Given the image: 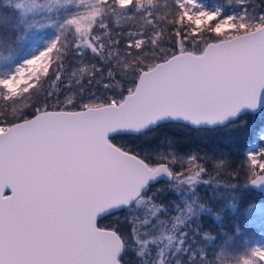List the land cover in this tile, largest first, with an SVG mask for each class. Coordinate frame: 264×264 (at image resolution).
<instances>
[{"label":"snow or ice","instance_id":"snow-or-ice-1","mask_svg":"<svg viewBox=\"0 0 264 264\" xmlns=\"http://www.w3.org/2000/svg\"><path fill=\"white\" fill-rule=\"evenodd\" d=\"M237 2L247 5L248 0ZM79 3L85 11L67 21L66 34L25 60L7 79H0V97L14 104L11 112H0V264H125L121 256L128 235L117 226L100 223L116 211L126 213L141 257L151 254L161 238L156 233H162L161 226L169 221L173 230L188 224L195 234L215 239L207 230L201 233L202 225L189 223L202 213L220 219L219 212L200 203L196 193L198 185L214 182L202 162L211 157L190 154L178 159L171 152L142 155L114 141L121 134L142 133L172 122L229 129L237 125L243 109L260 107L264 14L257 15L255 8L222 17L219 10H204L197 0H175L177 11L171 23L179 27L166 36L160 22L167 17L153 14L155 0ZM17 7L32 11L39 4L22 0ZM106 10L126 13L117 16V23L146 10L150 34L123 33L122 46L120 39L111 38L105 22L98 23ZM94 27L104 30L107 44ZM205 30L219 38L204 39ZM198 31L203 40L199 45ZM166 40L171 47L165 46ZM189 40L191 47L186 44ZM70 45L78 55L90 50L99 62L80 67V75L72 71L75 79L65 78L64 57ZM25 93L29 94L26 102L17 106V97ZM258 136L261 147L246 155L241 168L247 184L264 188V131ZM177 163L182 165L179 170L174 168ZM212 167L216 175L240 176L226 158L212 160ZM161 178H167L177 193L183 188L191 194V199L181 197L183 208L170 202L175 215L157 202L165 192L154 187ZM224 186L233 191L239 187L231 181ZM255 209L251 205L249 210L264 218V206L258 213ZM187 235L181 232V237ZM165 238L169 244L174 239ZM166 252L158 248L152 264H166ZM235 264H264V243L238 255Z\"/></svg>","mask_w":264,"mask_h":264},{"label":"trees","instance_id":"trees-1","mask_svg":"<svg viewBox=\"0 0 264 264\" xmlns=\"http://www.w3.org/2000/svg\"><path fill=\"white\" fill-rule=\"evenodd\" d=\"M227 7L241 8L246 6L248 9L255 8L256 14H264V6L256 7V5H264V0H248L247 5H241L237 0H222ZM110 2V0H109ZM156 6L153 9V14L167 17V21H161L160 25L165 29L166 36L168 33H173L176 27L179 25H173L171 20L173 19L177 6L175 0H155ZM145 11L135 12L134 19L126 20L121 19L117 23V16L126 15V13L107 11L103 16V19L98 23H106L111 32V38H118L123 42L125 37L123 33L128 31L143 30L150 34L151 25L146 24ZM19 17V11L15 7L14 3H6L0 1V50L9 51L19 49V31L16 27ZM187 23L185 22V25ZM69 27L62 29V34H66ZM188 29H185L187 31ZM94 32H98L101 39L107 44L109 37L103 35L104 30L94 27ZM68 40L72 41L74 38L71 33L67 34ZM204 39L216 40L219 37L215 33L207 30L203 33ZM196 40L199 44L203 43L200 39V34L196 36ZM187 46L191 47V41H186ZM165 46L171 47V44L165 41ZM98 64V59L95 58L90 50H86L82 55H78L74 49V45H70L68 51L64 57V64L66 66V79H75L72 77V71H76L77 75H80L79 68L85 65ZM87 77H85V82ZM47 87V85H45ZM92 90H95V85L89 86ZM63 88V85H61ZM28 93L17 97V103L21 105L26 102ZM64 98L63 93L60 95V99ZM1 103H12L11 100H5L0 97ZM11 105V104H10ZM3 112H10V109H2ZM28 111V109H25ZM242 120L244 123H240ZM264 126V108L254 113L247 111L243 113L237 121V125L229 129H202L192 127L182 122L164 123L159 126L152 127L144 130L142 133L137 134H121L117 136L114 141L118 144H123L134 151L144 153H156L168 154L173 151L175 156L179 159L181 157L187 158L190 154H198L199 156L211 157V160L202 161L208 169V172L214 177V182L209 185L200 184L196 188V193L199 197V202L204 203L206 206L212 207L220 214V219L215 220L211 215L202 213L198 219L193 218L189 223L194 225H202L201 233L205 230L209 231L215 239L207 240L203 238L202 234H195L192 227L188 224L173 230L171 228V221L167 225H162L163 232H157L161 238L157 246H153L151 254L145 253L143 257L139 256L137 245L131 238V225L125 219L126 213L123 211H116L110 217L100 221L102 226L113 227L117 226L122 232L128 235V247H126L121 259L125 264H143V261L148 260V264H152L154 259H157L156 252L158 248H166L167 252L164 257L166 264H176L179 260L180 264H220L216 252L223 247L225 241L235 235H237V229H239L245 219V209L258 201L264 199L263 192L258 191L247 184L244 171L241 165L245 163L246 149L248 144L253 141L258 131ZM116 135V134H115ZM226 158L231 167L240 171L239 177H228L224 173L216 175L212 167V160H218ZM181 164L177 163L174 168L179 170ZM246 166V165H245ZM186 167V165H185ZM205 179L208 178L206 174ZM215 181H220L217 185ZM228 181L236 183L239 187L233 191L231 188L224 186ZM170 181L164 178L159 179L155 183V188H164L163 195H158L157 202L164 203L169 207L171 215H175L176 212L170 202L179 203L183 208L182 196H186L191 199L190 193H185L184 189H180V193H177L173 188L169 187ZM233 204L236 206L233 207ZM198 208V204L195 206ZM140 214V213H138ZM100 225V224H99ZM101 226V225H100ZM187 231V237H181V232ZM168 235H172L174 239L171 244L165 238ZM184 239V243L180 244V240ZM179 249V251H177ZM185 249H187L185 251ZM201 252L204 253L203 259H201Z\"/></svg>","mask_w":264,"mask_h":264},{"label":"rangeland","instance_id":"rangeland-1","mask_svg":"<svg viewBox=\"0 0 264 264\" xmlns=\"http://www.w3.org/2000/svg\"><path fill=\"white\" fill-rule=\"evenodd\" d=\"M0 1L14 3L15 7L22 2V0ZM197 2L206 11L219 10L222 17L239 16L246 7H227L222 0H197ZM37 3L39 7L32 11H27L26 7H17L19 21L16 27L19 31L20 46L17 50H0V79H7L8 75L10 73L14 74L15 69L20 67L25 60L38 55L51 42L60 38L62 29L69 27L67 21L85 11V5L80 4L79 0H37ZM252 10L248 9L249 12H252ZM205 29H207L206 25ZM16 105L21 104L16 102ZM13 106L12 103H1L0 105L2 109H10V112ZM0 112H3V110L0 109ZM262 131H264V126L258 131L256 138L248 144L246 155L250 151L255 152L261 147L258 134ZM170 152L174 154L173 151ZM262 194L264 195V192ZM251 205H256L254 212L258 213L260 207L264 206V199ZM251 205L245 209V219L239 231H237V235L227 239L223 247L216 252L220 264H235V258L238 255L258 243H264V218H261L258 214L254 215L249 210Z\"/></svg>","mask_w":264,"mask_h":264},{"label":"water","instance_id":"water-1","mask_svg":"<svg viewBox=\"0 0 264 264\" xmlns=\"http://www.w3.org/2000/svg\"><path fill=\"white\" fill-rule=\"evenodd\" d=\"M262 108H264V93H262V95H261V103H260V107H259L258 109H256V110H251V109L245 108V109L242 110L240 116H241L243 113L247 112V111H250V112H254V113H256V112L260 111V109H262ZM154 127H155V126H154ZM192 127H194V126H192ZM196 128H197V127H196ZM146 130H147V129H146ZM113 135H115V134H113ZM164 179L168 180L167 178H164ZM249 186L252 187V188H254V189H256V190H258V191L264 192V188H256V187L251 186L250 184H249ZM5 194H6V195H10V194H11L10 189H6ZM98 226H100L99 223H98Z\"/></svg>","mask_w":264,"mask_h":264}]
</instances>
